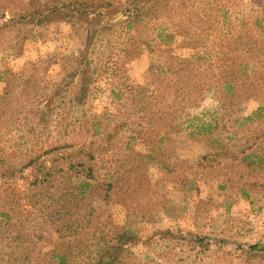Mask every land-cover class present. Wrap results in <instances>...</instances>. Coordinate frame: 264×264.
<instances>
[{
    "label": "rangeland",
    "instance_id": "rangeland-1",
    "mask_svg": "<svg viewBox=\"0 0 264 264\" xmlns=\"http://www.w3.org/2000/svg\"><path fill=\"white\" fill-rule=\"evenodd\" d=\"M31 4L44 16L2 29ZM263 19L264 0H0V223L14 204L11 235L22 236L11 245L0 227V264L29 245L25 210L41 236L29 247L60 241L25 196L31 160L50 167L69 154L95 168L84 246L123 229L134 239L122 264H264V139L250 120L264 102L223 113L212 89L195 108L176 93L205 87L221 48ZM192 56L204 78L188 81Z\"/></svg>",
    "mask_w": 264,
    "mask_h": 264
},
{
    "label": "trees",
    "instance_id": "trees-1",
    "mask_svg": "<svg viewBox=\"0 0 264 264\" xmlns=\"http://www.w3.org/2000/svg\"><path fill=\"white\" fill-rule=\"evenodd\" d=\"M93 7H95L94 4L84 5L80 2H75L73 6L74 11L87 10ZM33 9L31 4L26 16L16 23L5 24L2 29L5 30L21 25L22 21H26L27 16L35 18L37 15L44 16L43 12L34 11ZM242 30L246 32L241 34ZM260 30L262 34L257 32ZM238 34L239 36L235 39L233 48L229 52L221 48L216 58L218 69L215 71L211 66V70L204 76L205 78L198 75L200 72L199 67L192 64V61H195V57L192 56L190 59L183 61L188 81H193L196 77L208 80V84H205L206 88L199 86L193 89L188 84L181 87L179 92L176 90V93H179L178 96L183 95L188 108L197 107L198 102L204 100L206 92L211 89L215 91V97L223 113L233 110L245 99L258 98L264 102V19L263 21L255 22L253 29L248 26L246 28L242 26ZM198 57L200 58V56ZM203 58H206L205 60L208 63L213 59L211 56ZM176 75L179 78L181 77L179 69L176 71ZM210 80L214 82L210 83ZM194 90L199 93L197 98H194L192 94ZM250 120L252 125L256 124V139L263 143L264 104L253 112ZM252 146L253 143L250 148ZM59 149L53 148V150L45 152V155L54 154ZM82 156L87 161H95V156L91 153H85ZM41 158L37 157L29 163L34 170V181L32 184L34 188L27 192L25 199L28 206H31L36 211L35 217H45L49 220L54 232L59 235L60 241L52 248H46V252L38 251L35 246L29 247L30 242L34 238L39 237L40 239L41 236L35 227L30 228L27 226L32 214L25 210L27 225L22 234L23 240L28 239L30 241L27 247L13 249L11 246L12 264H32L36 253H41L43 256L42 263L45 262V264H122L123 256L130 251L128 244L134 239L126 230H114L112 231L113 237H102L93 246L83 245L87 233L82 232L87 228V218L91 217L86 213L88 208L85 204L87 203L86 193L94 186V166H88L85 160L76 161L75 156L71 154L57 158L50 167L45 166L46 161H41ZM251 164L252 162L250 161L248 166ZM111 179L117 180L115 173L111 176ZM113 187L114 183H109L107 190H111ZM9 208L5 206L1 213L3 220L0 223V227L6 229L5 233L10 232L8 237L10 236L11 245H14L15 241L21 239L22 236L12 237L11 234L14 228H16L15 231L17 233L20 232L18 226L21 220L18 217L17 222L13 223L11 219L13 215H17L20 209L15 208L14 204ZM4 238L6 237L0 232V243ZM72 238L74 240L71 242L70 239ZM79 256H83V258L80 259Z\"/></svg>",
    "mask_w": 264,
    "mask_h": 264
}]
</instances>
